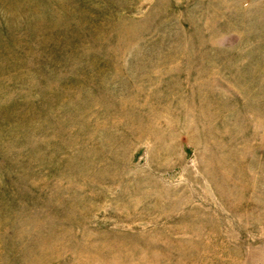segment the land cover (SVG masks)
<instances>
[{"label":"rangeland","instance_id":"1","mask_svg":"<svg viewBox=\"0 0 264 264\" xmlns=\"http://www.w3.org/2000/svg\"><path fill=\"white\" fill-rule=\"evenodd\" d=\"M0 264H264V0H0Z\"/></svg>","mask_w":264,"mask_h":264}]
</instances>
